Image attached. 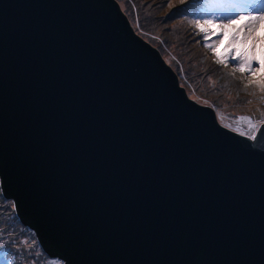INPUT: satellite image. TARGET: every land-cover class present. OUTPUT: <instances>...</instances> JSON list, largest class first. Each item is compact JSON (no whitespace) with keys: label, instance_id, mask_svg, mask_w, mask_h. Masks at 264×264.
Here are the masks:
<instances>
[{"label":"water","instance_id":"1","mask_svg":"<svg viewBox=\"0 0 264 264\" xmlns=\"http://www.w3.org/2000/svg\"><path fill=\"white\" fill-rule=\"evenodd\" d=\"M0 181L64 264H264V124L222 126L116 0H0Z\"/></svg>","mask_w":264,"mask_h":264},{"label":"rangeland","instance_id":"2","mask_svg":"<svg viewBox=\"0 0 264 264\" xmlns=\"http://www.w3.org/2000/svg\"><path fill=\"white\" fill-rule=\"evenodd\" d=\"M116 1L127 16L136 34H139L138 36L159 51L166 64L177 74L179 82L181 81L180 86L186 90L193 101L212 108L222 126L239 134H241V125L235 123V118L250 117L257 127L253 129L252 135L249 136L248 126L245 122V126L242 128L243 134L241 135L252 139L257 135L259 128L264 124L262 123L264 112L252 113L250 112L252 109H242L241 106H236L233 102L235 98H240V102L252 101L261 108L260 110H264V90L258 86L259 83L264 82V72L257 73L256 76H250L247 72L242 73L236 70L238 61L231 59L228 60L227 66L220 64L221 68L215 64L212 50L205 47L204 43H199L198 34L194 35L193 38L189 33L193 32L191 29L194 25L186 19L183 9H178L179 3L185 0ZM209 2L212 6L208 12L206 11L207 8L204 9L202 6V13L201 11L200 13L196 12L195 19H198L197 21L203 23L205 19H212L218 24H223L241 14L258 15L264 12V0H218L215 2L208 1L207 3ZM203 6L206 7V2H203ZM174 14L175 17L169 20L168 17ZM153 21H156L157 24H153ZM173 28L176 29L179 35L172 32ZM240 28L243 29V35L248 34L245 25H241ZM258 35L264 37V29H261ZM184 37H189L193 44L181 50L182 48H178V44L175 42L182 40ZM202 37L204 40L203 33ZM218 39L220 37H214L209 43H214ZM227 43L228 41H225V44ZM223 48L224 45L219 46L221 52ZM253 67L257 66L253 65ZM207 72H210L211 75ZM223 96L226 98H223ZM252 104L254 103L249 105L252 106ZM1 198L3 201H1ZM0 201L1 224L7 227L11 221L14 227L18 225V227L12 229V234L20 236L21 243L23 240L29 239L43 255L51 260L58 261L55 264H64L62 260L52 258L45 253L35 232L23 225L17 215L14 201L3 196L1 181ZM3 205H5V210ZM0 264H10L9 258L6 255L0 256Z\"/></svg>","mask_w":264,"mask_h":264},{"label":"snow or ice","instance_id":"3","mask_svg":"<svg viewBox=\"0 0 264 264\" xmlns=\"http://www.w3.org/2000/svg\"><path fill=\"white\" fill-rule=\"evenodd\" d=\"M241 25L247 27V35L242 34ZM195 26L200 33L204 34V46L212 50L216 63L227 66L228 60L231 59L238 61L236 70L242 73L247 72L250 76H256L257 73L264 72V37L258 35L261 29H264V12L258 15L241 14L223 24H218L212 19H205L203 23L196 21ZM217 36L220 39L209 43ZM225 41L228 43L225 44ZM220 45H224L222 52L219 50ZM258 86L264 90V82L259 83ZM245 122L248 126V135L251 136L253 129L257 127L256 123L250 117L235 118V123L241 125V134H243L242 128Z\"/></svg>","mask_w":264,"mask_h":264},{"label":"trees","instance_id":"4","mask_svg":"<svg viewBox=\"0 0 264 264\" xmlns=\"http://www.w3.org/2000/svg\"><path fill=\"white\" fill-rule=\"evenodd\" d=\"M208 1L215 2L218 0H185L184 2L183 1L180 2L179 3L180 5L178 6V9H180V8L183 9V12H184L186 19L190 20L194 25V27L191 29L193 32H189L191 34V36L194 38V35L198 34V40L200 41L199 43H204V44H205V40H203L202 33H200L199 29H197L195 26V22L198 20V19H195V16H197L196 12L200 13V11H201V13H202L201 6L204 9L207 8L206 11L208 12L209 8L212 6V4L210 2L207 3ZM203 2H206V7L203 6ZM173 17H175V14L170 15L168 17V19L172 20ZM161 23H162V21H161ZM153 24H157V22L153 21ZM172 32L175 33L176 35H179L175 28L172 29ZM175 43L178 44V48H182L181 50H183L184 48L193 44L192 40H190L189 37H187V38L184 37V38H182V40L176 41ZM213 59H214L213 62L215 64L219 65L221 68L222 66L220 64L216 63V57L215 56ZM208 74L211 75L210 72ZM223 98H226V97L223 96ZM233 103L236 106H241L242 109H246V108L252 109L250 111L252 113H258L259 114V113L264 112V110H260L261 108L258 105H256L255 102H252V101L240 102V98L239 99L235 98ZM250 103H254V104H252V106H250L249 105ZM246 110H248V109H246ZM2 198H1V201H3ZM1 201H0V205H1ZM3 208L5 210V205H3ZM1 210H2V208H1ZM12 212H13V214H15L13 210H12ZM16 227H18V225ZM16 227L13 226L11 221H10V223H8L7 227L0 223V256L6 255L9 258L10 264H55V263H58V261L51 260L50 258L43 255L40 252V250L29 241V239L23 240L21 243L20 242V236H18L16 234H12V229L16 228Z\"/></svg>","mask_w":264,"mask_h":264}]
</instances>
